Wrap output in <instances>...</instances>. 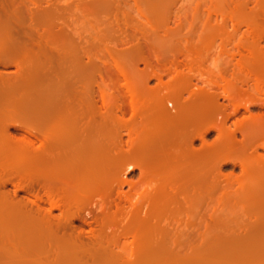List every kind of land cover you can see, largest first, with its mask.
Segmentation results:
<instances>
[{"label":"bare ground","instance_id":"obj_1","mask_svg":"<svg viewBox=\"0 0 264 264\" xmlns=\"http://www.w3.org/2000/svg\"><path fill=\"white\" fill-rule=\"evenodd\" d=\"M252 2L234 45L238 59L228 57L230 81L219 72L216 81L187 91L188 107L176 101L169 114L155 102L129 123L85 111L82 98L74 108L61 101L63 110L48 114L14 98L22 86L60 77L50 60L66 55L60 42L67 6L0 0V66L15 69L0 71V264H264L225 256L230 244L264 240L255 230L240 231L243 221L232 226H242L238 231H214L210 214L215 193L238 199L241 213H260L264 199V0ZM113 92L124 94L118 112L132 107V89ZM93 93L104 102L101 89ZM210 132L217 134L212 141ZM217 160L240 173H214ZM217 248L224 250L214 254Z\"/></svg>","mask_w":264,"mask_h":264},{"label":"rangeland","instance_id":"obj_2","mask_svg":"<svg viewBox=\"0 0 264 264\" xmlns=\"http://www.w3.org/2000/svg\"><path fill=\"white\" fill-rule=\"evenodd\" d=\"M50 1H58L59 5L67 6H64L66 7L64 16L66 32L68 31L66 38L61 42L56 38L58 41L53 43L57 46L60 43L65 44L66 58H55L56 56L50 55L51 66H56H52V69L60 76L56 77L59 82L47 79L31 82V87L29 83L27 86L18 88L13 97L23 102L35 103L38 105L36 111L41 114H48L55 110L60 112L64 108L60 105L61 101L62 103L67 101L66 104L74 108L77 98H82L81 106L85 111L107 114L114 117V120L121 118L124 121H130L129 123L139 122L140 119L137 117L139 114L144 112L146 114L156 109L155 102L169 114L173 113V103L176 101L188 107L190 99L187 91H195L196 87L216 81L217 76L223 75L224 79L230 81L231 71L234 70L231 68L234 60L238 59L234 45L242 39L243 22L245 17L253 11L251 6L254 4L253 0H109L107 6L102 8L86 6L87 10L81 7V3L86 5L91 0ZM107 7L109 8L106 9ZM261 44H264V41ZM232 53L235 55L234 60L228 58ZM14 70L13 67L5 69L0 66V71ZM220 81L218 80V84H225L224 81L222 83ZM79 88H83L86 92L77 94L76 89ZM97 88L103 91L104 102L100 100L98 93H93ZM127 88L133 90L134 106L126 108L121 114L117 108L124 94L118 97L113 90ZM144 89L148 92L143 93ZM0 96L2 97V94ZM180 97L187 101L183 99L182 101ZM103 111L104 114L101 113ZM233 119L227 122V127L235 121ZM113 125L110 126L112 134L116 131L114 129L116 125ZM230 127L228 129L232 131L233 127ZM10 132L15 133L11 130ZM120 132L122 139L125 140L126 132L124 130ZM216 135V132H210L207 140L212 141ZM234 139L237 140L233 142H238L241 138L239 134H235ZM197 144L196 142L195 146ZM233 147L236 150L237 144ZM257 150L261 154L262 150L259 148ZM213 163V172L220 171L223 175L231 173L234 176L240 173L239 169L232 167L231 164L219 167L218 160ZM215 164H217L216 167H214ZM136 176L135 170L126 178L134 180ZM263 200L258 202L260 213H241L238 199L220 197L215 193L212 198L214 213H210L214 227L211 228L214 231L231 228L238 231L242 226L239 228L232 226L237 221H243L242 223L246 222L247 227H242L240 231L255 230L257 235L254 237L260 241L264 240ZM52 214L58 213L53 211ZM198 228L201 226L195 227V229ZM237 244V246L236 244L228 245L230 247L228 249L233 251L225 248L227 252H224V255L228 253V258L233 255L235 257V254L246 255L244 257H249L250 262L255 257L257 260L252 261H264V244L249 241L245 244ZM214 251H217L214 254L221 252L218 248ZM260 254L263 256L261 257Z\"/></svg>","mask_w":264,"mask_h":264}]
</instances>
